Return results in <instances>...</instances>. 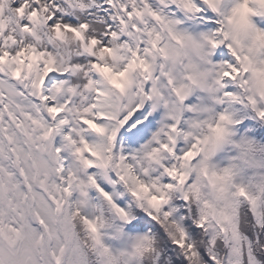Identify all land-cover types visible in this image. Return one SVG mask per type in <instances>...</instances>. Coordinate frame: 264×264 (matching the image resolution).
<instances>
[{
	"label": "snow or ice",
	"instance_id": "1",
	"mask_svg": "<svg viewBox=\"0 0 264 264\" xmlns=\"http://www.w3.org/2000/svg\"><path fill=\"white\" fill-rule=\"evenodd\" d=\"M0 264H264V0H0Z\"/></svg>",
	"mask_w": 264,
	"mask_h": 264
}]
</instances>
